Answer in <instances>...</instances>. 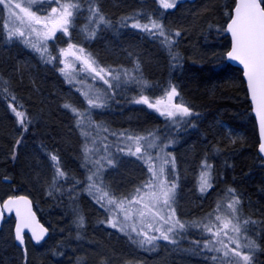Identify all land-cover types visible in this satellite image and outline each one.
I'll list each match as a JSON object with an SVG mask.
<instances>
[{
  "label": "trees",
  "instance_id": "obj_1",
  "mask_svg": "<svg viewBox=\"0 0 264 264\" xmlns=\"http://www.w3.org/2000/svg\"><path fill=\"white\" fill-rule=\"evenodd\" d=\"M235 1L182 0L174 8L165 9L160 0H93L110 24L99 26L97 35L91 41V49L94 58L104 67L109 69L120 66L122 71L127 70L130 75L139 62L134 77L148 81L150 88L142 90L139 84L134 85L127 78L131 89L127 97L129 100L117 97L119 100L110 101L108 109L117 115L128 113L134 118L132 123L142 121L141 124H135L141 131L138 135L155 132L159 139L154 143L157 148L165 150L166 154H174L170 150L175 148L179 157L182 150L181 155L186 165H189L187 172L190 175L195 155L202 152H207L209 157L212 155L216 181L206 193V199L201 204H195L192 209L207 215L211 211L208 205L213 195L223 194L225 201H229L233 195L238 197L241 218L256 222L249 225L246 233L258 246L250 253L252 264H264V162L257 152L258 133L242 71L225 58L229 48L226 23ZM80 2L82 8L90 7L89 0ZM262 2L264 6V0ZM52 4L57 6L56 3ZM119 13L125 14L122 16ZM147 16L162 23L165 30L173 34L175 43L172 52L178 54V60L172 59L167 48L162 46L161 38L131 27L137 20L141 24L147 23ZM121 24L125 41L121 42L120 47L110 45L113 47L111 51L106 50L101 42L104 37L102 32L107 28L109 32L105 31V36L118 40L117 28ZM4 25L3 20L2 23L0 21V100L7 99L8 103L4 108L0 104L1 195L29 194L39 218L46 223V219L53 214L64 212L69 195L92 200L91 195L85 191L89 174H85L78 161L79 156L77 158L75 155V139L69 128L72 120L66 117L65 112L74 117L65 107L63 112L58 106L65 93L60 87L62 75L50 63L37 61L36 57L33 60L31 56V59H27L23 51L29 50L16 44V41L10 43L6 40L2 28ZM176 31L180 32V36L174 35ZM139 35L144 36L143 41ZM6 43L9 45L4 46ZM21 47L25 50H21ZM169 85H175L179 93L175 104L188 106L193 115L177 118L173 122L155 109L131 104L134 96L139 98L142 94L154 102L164 97ZM68 86L72 87L70 84ZM13 108L24 112L31 121L27 123V130L19 123ZM224 123L234 131H240L241 135L229 138ZM92 131L94 134V129ZM114 131L108 130V137L112 138L111 132ZM106 135L104 132L102 136ZM18 139L21 141L19 144ZM32 148L38 150V154L34 155ZM12 149L15 150L12 152ZM39 153L49 159L51 155H56L61 169L68 176L67 180L60 178L57 181L59 191L50 187L52 195H49V191L39 190V178L44 164ZM182 174L179 171V175ZM76 181L80 183L75 184ZM74 184L75 190L71 191ZM229 189H234V194L229 193ZM84 216L88 219L87 215ZM9 221L12 220L7 219L6 223ZM84 229H77L76 233L86 237V244L92 245L82 252L87 259L79 264H105L106 261H116L124 255L134 258L135 264H153L150 261L156 259V264H180L177 260L166 262V250H171L173 254L182 251L189 257L201 255L204 261L209 259V253L195 243L203 240V244L205 241L206 232L199 228H188L175 238L176 243L159 240L156 247L150 248L145 254L126 234L108 233L103 228L96 229L94 233H86ZM7 246L3 248L0 244V264H23L19 263L16 256L21 257L25 250L16 247L14 243ZM191 251H201L203 255Z\"/></svg>",
  "mask_w": 264,
  "mask_h": 264
},
{
  "label": "snow or ice",
  "instance_id": "obj_2",
  "mask_svg": "<svg viewBox=\"0 0 264 264\" xmlns=\"http://www.w3.org/2000/svg\"><path fill=\"white\" fill-rule=\"evenodd\" d=\"M42 2L43 0H23V5H27L23 6L19 0H0V5L9 10V18L11 21H14L13 26H9V24L4 25L6 40H22L37 51L41 58H47L46 62H51L57 59V57L51 56L47 47V41L53 39L57 31L68 35L69 29L73 27L75 21L79 18L82 7L80 0H67L65 3H61L60 0H52V3H56L58 7L51 8V11L47 15L40 16L36 14V11H32L31 9ZM177 2L178 0H160L162 7L165 9L174 8ZM89 4L90 7L87 9L89 15L83 26L86 39L94 38L100 25L110 24V21L102 14L100 8L93 3V0H89ZM15 10H19V12L17 13ZM37 11H39L38 8ZM145 18L148 21L147 23L141 24L137 20L131 27L141 29L161 38L162 46L167 48L172 59L174 61L178 60V54L172 52L175 43L172 38L173 34L167 32L164 25L156 19H152L151 16ZM90 25H94V27H90ZM227 30L232 36V49L227 53V56L238 60L244 66V75L247 78L251 99L255 105L256 115L259 117L260 134L261 137H264V7L261 6L260 0H238ZM33 35L37 38V43H33L31 39ZM174 35L178 37L180 36V32L176 31ZM60 54L64 57L74 56L77 60H81L90 72L95 73L94 78L104 80L105 84H109V80L104 75H101V73H105L116 81L120 80V74L117 73L113 76L111 68H99L97 70V67H94L97 62L93 55L91 53L85 54V49L77 45L69 43L67 49L60 50ZM139 66V62L137 61L135 65L136 70L139 69ZM68 67L69 65L65 63V68H62L61 72H65V69ZM123 75L132 82L139 84L142 90L150 88L148 81L136 79L127 70L124 71ZM109 86L111 87L112 85L109 84ZM84 95L89 97L88 93H84ZM178 96L179 93L176 86L169 85V88L165 90L164 97L156 99L154 102L150 101L149 97L143 94L134 102L145 104L149 108L158 111L160 115L176 122L177 118L182 119L193 115L188 106L173 103V99ZM14 99L15 97H13ZM87 104L90 108L104 107V103L99 100V97L88 98ZM64 107L70 109L76 116V124L82 129L81 135L88 137L90 133L85 129L86 126H91L92 122L90 116L86 115L87 110L81 112L70 104H65ZM12 111L20 118L19 123L27 130V123L31 121L27 119L26 114L17 111L15 108ZM96 127L100 126L96 125ZM125 139L128 141L127 154L145 159L149 163V172L151 173L150 179L136 188L130 198L128 196L118 198L99 179L101 169L104 167L102 160L106 161L107 165L112 166L114 164L113 159L105 156L101 160L93 161L91 160L92 149L87 144H85L83 149L84 166L87 167L89 164H92L95 168V171H90V174L87 176L88 183L85 191L93 196L96 202L111 214V218L107 220V223L111 227H119L121 231H125L133 243L141 248H155L159 240L176 243L175 238L182 235L188 228H199L202 232L208 233L209 236L202 245L199 242L195 243L198 247H202L210 253L220 254L212 257L214 262L218 261V264H252L250 253H253L258 246L246 233L249 231V225L256 222L241 218L239 213L240 199L238 197L233 195L226 205L218 204L214 210L215 214L209 213L203 220L187 223L181 221L176 216L175 209L172 207L176 202L177 185L175 182L170 183L167 179H161L164 173L163 164L171 162L174 166V158H171V160L164 159L162 166L157 171L155 165L152 163L153 157L148 155V150L154 148L156 146L154 142L159 139L156 133L150 131L147 135H127ZM19 143L21 141L18 140L17 144ZM121 151H124V149H121ZM260 151L264 152V143L260 144ZM50 158L54 162L56 169L51 188L59 191L56 187L57 181L60 178L67 180L68 176L59 167V158L56 155H51ZM203 168L205 170L201 173L199 188L202 193L212 186L210 183L211 165L205 161ZM79 183L80 181L75 182V184ZM75 184L71 191L75 190ZM234 192V189H229V193L234 194ZM49 195H52V191H49ZM21 202L26 204V198L10 197L4 202L3 208L11 211L13 207H16L17 216L19 217L21 215L19 211V204ZM165 209H167V213L162 214ZM74 211H77V225L83 227L84 216L79 214L78 210L74 209ZM221 212L224 215H221ZM0 216H2V213H0ZM135 219H139V227L134 222L130 223V221H134ZM145 221H149L146 226ZM31 223V214H29L28 216L21 217L16 225V239L21 244L24 239L22 229L31 227ZM149 230L159 235L150 234ZM45 232L46 229L43 228L39 231L33 229L32 236L39 243L44 238ZM133 233H135V236L132 235Z\"/></svg>",
  "mask_w": 264,
  "mask_h": 264
},
{
  "label": "rangeland",
  "instance_id": "obj_3",
  "mask_svg": "<svg viewBox=\"0 0 264 264\" xmlns=\"http://www.w3.org/2000/svg\"><path fill=\"white\" fill-rule=\"evenodd\" d=\"M182 1V0H178ZM19 2L23 5V0H19ZM67 2V0H64L63 3ZM27 6V5H23ZM56 6L55 4H52V0H43L42 3H38L35 7H33L31 10L36 11L37 15L44 16L47 15L48 11H51V8ZM58 7V5L56 6ZM37 8L39 11H37ZM89 8V7H88ZM87 7L82 8V11L79 15L80 20L78 19L75 21L73 27L69 29V34L65 35L61 32H58V36L54 39H51V41H47V47L49 52L51 53V56L57 57V59L52 60L51 62H46L47 58H41L40 54L35 51L31 46L25 44L22 40L19 39H13V41H16V44L21 45L23 48L29 50L26 51L21 47V50L23 51L27 57L31 56L34 60L35 57L37 61H43L45 64H52L53 66H56L58 73L62 75V77L70 84L71 89L74 90L73 92L76 93V96L71 95L69 97L65 96L61 100L62 105L70 104L73 107L79 109L81 112H85L87 110L86 115L90 116V120L92 122L91 126H86V129L90 135L88 137H85L81 135L82 129L77 126V137L74 141L75 146V152L77 154V151H81L84 148V139L85 142L88 143L87 146L92 149L91 153V160H101V158L105 156H109L113 159L114 164L112 166L107 165L106 161L102 160V163L104 164V167L101 169V174L99 179L103 181V183L111 189L113 193L116 194V196L122 197V196H128L129 198L134 194V190L138 187H140L143 183L148 181L151 177V173L149 172V163L146 162L145 159H141L138 156H132L127 154V145L128 141L125 139L127 135H138L141 131L138 130L137 127H135V124L142 123V121L139 120V122L135 121L132 123L133 116H129L128 113L126 114H120L119 116L110 115L112 112L108 109L109 102L112 100L118 101L117 97H123V100H129L127 98L129 94L131 93V89L129 84H127V77L123 75L124 71H122V67L120 66H112L113 73L112 75H116L117 73L120 74V80L116 81L112 79L110 76H107L105 73H102L106 79L109 80V84L112 86L110 87L109 84H105L104 80L97 79L95 77V73L90 72L81 60H77L74 56H68L64 57L60 54L61 49H67L68 44L71 43L73 45H77L78 47H81L85 49L87 53H91L93 55L92 49H91V41L92 39H86L85 38V32L83 31V26L86 23L87 17L89 15V12L87 11ZM6 9L3 5H0V21L3 24H9V26L14 25V21H11L9 18V10ZM48 10V11H45ZM16 11V10H15ZM45 11V13H43ZM19 10H17V13ZM5 16V17H4ZM2 19V20H1ZM19 26V25H15ZM94 27V25H90V27ZM3 30L6 29L2 27ZM97 35V34H96ZM95 35V36H96ZM5 36V34H4ZM33 43H37V38L35 35L31 37ZM13 41H8L10 43H14ZM13 46V45H12ZM89 48V49H88ZM115 55V54H114ZM94 57V55H93ZM30 58V57H29ZM28 59V58H27ZM31 59V58H30ZM96 60V59H95ZM117 62H119L118 59H116ZM97 64L94 65V67L104 68L101 63H99L96 60ZM65 63L69 65L68 68L65 69V72H61L62 68H65ZM119 64V63H118ZM134 69H136L134 67ZM98 70V69H97ZM133 71V70H132ZM137 71V70H135ZM133 71L131 76H135L136 72ZM135 74V75H134ZM135 85V82L133 83ZM84 93H88L89 97H86ZM128 94V95H127ZM145 95V94H143ZM99 97V100L104 103V107L101 108H90L87 104L88 98H96ZM138 96H134L131 100L132 105H137L138 103H135L134 101ZM131 99V98H130ZM72 102L77 105L75 106ZM176 97L173 99V103H176ZM128 105L130 106V102H128ZM148 109L149 108L145 104H140ZM64 107V106H63ZM65 109L71 113H73L70 109ZM109 110V112H108ZM108 112V114L106 113ZM75 123H76V116L73 114ZM95 122L100 127L93 128ZM225 127L226 134L229 138H234V136H240V131H234L231 126H228L226 123L223 124ZM94 129V134L92 133ZM115 129L116 131L111 132L112 138L108 137V130ZM121 131L119 133L118 131ZM97 132V133H96ZM106 132V136H102L103 133ZM91 134H93L91 136ZM124 134V135H121ZM111 140H110V139ZM19 140V139H18ZM17 140V141H18ZM20 141V140H19ZM16 143V141H14ZM115 142L116 144L111 145L110 143ZM14 143V145H15ZM121 149H124V151H121ZM15 150V149H14ZM12 149V152L14 151ZM33 153L38 154V150L32 148ZM134 150V149H133ZM37 151V152H36ZM174 154H166L165 150H163L161 147L157 148L156 146L154 148H151L148 150V155H151L153 157L152 163L155 165L157 171L162 166L164 159L174 158V166L173 163L169 162L168 164H163L164 167V173L163 176H161V179H167L170 183L175 182L177 185L176 188V202L172 205V207L175 209L176 216L183 222H191V221H199L203 220L207 215L198 210L192 209L193 206L196 204H201L202 201H204L205 195L208 192L210 188L206 192H200V176L202 171L205 169L203 168V164L206 161L208 164L211 165V178L210 183L213 185V183L216 181V174L212 167L211 162V156L209 157L207 152H202L198 156V160L195 164V166L192 167V172L190 175V172H187L189 169V165H186L185 160L183 159V155L177 156L176 152H178L177 149L170 150ZM169 152V151H168ZM40 156V153H39ZM197 155H195L196 157ZM195 158H193L194 160ZM184 160V161H183ZM39 162V159L37 160ZM44 164L41 168L42 170V176L39 178L40 186L39 190L42 192L50 191V187L52 185L53 177L55 175V167L54 162L49 159L46 156V160L43 159ZM79 162L82 165L85 174H90V171H95V168L92 164H89L87 167L84 166V153H82L79 156ZM137 162H140L142 165H138ZM61 168V166L59 165ZM179 171L182 172V176L179 175ZM180 188V190H178ZM38 189V188H37ZM44 197V196H43ZM92 200H89L88 198H79L78 195H69L68 199L66 200L65 210L61 214H58L55 216L54 214L46 219L47 225L51 228V236L50 238L43 244L39 246H31L30 243L27 242L26 247V253L25 251L22 252V256H16V259L19 260V263L23 264H61L65 260H67L71 264H79L80 262L84 261V259H87V256L85 257L83 251H87V247H90L92 244H86V237H80L76 233L77 229L82 230L84 229L86 233H94L96 229L103 228L108 233H116L117 235H123L126 234L125 231H121L119 227L113 228L110 224L107 223V220L111 218V214L105 209L100 206L96 202V200L91 196ZM90 198V199H91ZM226 197L222 195L212 196L209 201V209L211 210L210 213H214V210L216 209L218 204H227L229 201H225ZM95 203V204H94ZM187 204V205H186ZM138 207V206H134ZM212 208V209H211ZM79 214H82L84 216V225L83 227H79L76 223L77 219V211ZM167 209L164 210L162 214H166ZM221 215H224L223 212L220 213ZM61 218V222L59 221ZM88 220L87 222H85ZM135 223L137 227L140 226L139 219H135L134 221H130V223ZM149 221H145V226ZM159 226V225H156ZM195 228V227H193ZM147 230V229H146ZM150 231V230H149ZM150 234L153 235H159L158 233H154L150 231ZM128 237L129 235L126 234ZM135 236V233L132 234ZM209 236L208 233L205 234V239ZM203 242V240L199 241V243ZM205 242V241H204ZM227 242V241H225ZM10 243H14L13 237H12V223L9 221L5 223L3 226V229L0 232V244L3 246V248L8 247L7 245ZM202 245V243H201ZM16 246V245H15ZM17 247V246H16ZM167 247V246H163ZM86 248V249H85ZM202 248V247H200ZM21 249V248H20ZM143 253L149 252V247L142 248ZM203 249V248H202ZM206 251V250H205ZM192 253L196 254H202L201 251L195 252L191 251ZM208 252V251H207ZM91 253V252H90ZM209 253V259L203 256L204 259H208L207 261H204L200 258V256L196 257H189L187 254L183 253L182 251L175 252L173 254L171 250H166L165 257H167V261L177 260L180 264H218L217 262H214L212 260L213 256H218L220 254L214 253V252H208ZM21 255V253L19 254ZM199 257V258H198ZM155 261H150L153 264H156ZM66 263V264H69ZM136 261L131 256H122L121 258L117 259L116 261H106L105 264H135ZM158 263V262H157ZM147 264V263H146ZM163 264V263H161Z\"/></svg>",
  "mask_w": 264,
  "mask_h": 264
},
{
  "label": "water",
  "instance_id": "obj_4",
  "mask_svg": "<svg viewBox=\"0 0 264 264\" xmlns=\"http://www.w3.org/2000/svg\"><path fill=\"white\" fill-rule=\"evenodd\" d=\"M237 2H238V0L235 1V4H234V6L232 8V12H231V17L229 18V20L226 23V31H227L228 36H229L230 45H229V49L227 50V52L225 54V57H226L227 61L230 64L238 67L242 71V77H243V80H244V83H245V87H246V90H247L248 99H249V101L251 103V111H252V114H253V117H254V120H255V123H256V127H257V132H258L257 152H258V155L263 159V162H264V152L260 151V144L264 143V137H261V134H260L259 117L256 115L255 105H254V103H253V101L251 99V93H250V90L248 88L247 78L244 75V66L238 60H234V59H232V58L227 56V53L229 51H231V49H232V36H231V33L227 30V26L231 22V18L234 15V9L236 7ZM260 2H261V6L264 7L261 0H260ZM10 197L11 198L24 197L27 200L26 204L24 202H21L19 204V211H20V214H21L19 217L17 216L16 207H13L11 209V211H8L7 209L3 208L4 202L6 200H8ZM0 213H2V216H0V231L2 229V225H3L5 217H13V219H14L13 230H12V232H13V240H14V243H15V245L17 247L25 248L27 237L31 240V242L33 244L37 245V244H41V243L45 242L50 236L49 227H47L40 220V218H39V216H38V214H37V212H36V210L34 208L33 201L31 199V197L29 195H27V194L18 193L16 195H10V196H7V197H1V193H0ZM29 214H31V221H32L31 227H25V228L22 229V235H23L24 239H23V243L21 244L20 241H18L16 239V235H15L16 225L20 221L21 217L28 216ZM41 228L46 229V232L44 233V238L39 243H37L35 241V239L33 238V236H32V231H33V229H36L37 231H39Z\"/></svg>",
  "mask_w": 264,
  "mask_h": 264
},
{
  "label": "bare ground",
  "instance_id": "obj_5",
  "mask_svg": "<svg viewBox=\"0 0 264 264\" xmlns=\"http://www.w3.org/2000/svg\"><path fill=\"white\" fill-rule=\"evenodd\" d=\"M119 14H121L122 16H124V14L125 13H119ZM122 24L120 25V26H118V28H117V30H118V40L117 39H112L113 37H106V36H108V35H106L105 36V31L108 33L109 31H108V29L106 28V30L104 31V33L102 32V34H103V38L101 39V42H102V45L105 47V49L106 50H108V51H111V48H113V47H111L110 45H115L116 47H120L121 46V42H123V41H125V40H123V38L125 39V37H123V35H122V32H121V30H122ZM109 38V39H108ZM143 38H144V36H142V35H139V39H141V41H143ZM127 40V39H126ZM144 43V42H143ZM6 45H9L8 43H6L4 46H6ZM127 50V48L125 49V51ZM124 53V52H123ZM127 60H128V58H126ZM127 62V61H126ZM127 64L130 66V64H129V62H127ZM61 80H62V82H61V85L62 86H60V87H62L63 89H64V97L63 98H65V96H67V97H69V96H71V95H74V96H76V93L75 92H73L74 90H72L69 86H68V82L63 78V77H61ZM128 95V94H127ZM70 98V97H69ZM120 98H123V97H120ZM70 101H72V100H70ZM73 103V102H72ZM0 104L3 106V108L8 104L7 103V99H1L0 100ZM74 104V103H73ZM59 106V109L61 110V111H63V112H65V110H64V108H63V106H62V104H59L58 105ZM75 106H77V105H75ZM109 112V111H108ZM108 112L106 111V113L108 114ZM72 115L74 114V113H71ZM65 115H66V117L68 118V119H71L72 121H70V124H69V128L71 129V132H72V134H73V137L76 139V137H77V127H76V123H75V120L70 116V115H68V113L67 112H65ZM109 115V114H108ZM110 115H115V116H119V115H117V114H115V113H111ZM18 119H20V118H18ZM97 123H100V122H95V124H94V126H93V128H95V126L97 125ZM85 144H88V143H86L85 142V139H84V144H83V146H85ZM84 149V148H83ZM83 149H82V152L79 150V151H77V154H76V152H75V155H76V157L78 158V156H80L82 153H84L83 152ZM78 155V156H77ZM41 156V158L42 159H44V160H46V156L44 155V154H41L40 155ZM198 156L199 155H197L196 157H195V160H193V164H191V166H195V164H196V162H197V160H198ZM78 161H79V158H78ZM137 164L140 166V165H142L140 162H137ZM191 169H192V167H191ZM55 216H57L58 214H54ZM62 220H64L63 218H61V216H60V219H59V221L61 222ZM66 263H69L67 260H65L62 264H66ZM69 264H71V263H69Z\"/></svg>",
  "mask_w": 264,
  "mask_h": 264
},
{
  "label": "flooded vegetation",
  "instance_id": "obj_6",
  "mask_svg": "<svg viewBox=\"0 0 264 264\" xmlns=\"http://www.w3.org/2000/svg\"><path fill=\"white\" fill-rule=\"evenodd\" d=\"M45 11H48V10H45ZM45 11H43V13H45ZM47 13H49V11H48ZM58 32H59V31H57V32H56V35H55V37H57V36H58ZM55 37H54V38H55ZM54 38H53V39H54ZM48 41H51V39H50V40H48Z\"/></svg>",
  "mask_w": 264,
  "mask_h": 264
}]
</instances>
